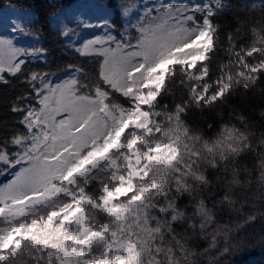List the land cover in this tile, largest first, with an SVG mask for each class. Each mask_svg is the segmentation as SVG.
I'll list each match as a JSON object with an SVG mask.
<instances>
[{"label": "snow or ice", "instance_id": "1", "mask_svg": "<svg viewBox=\"0 0 264 264\" xmlns=\"http://www.w3.org/2000/svg\"><path fill=\"white\" fill-rule=\"evenodd\" d=\"M211 2L214 8L191 7L193 0L147 8L132 25L140 33L133 46L123 39L127 28L117 35L106 18L92 23L89 12L96 5L85 0L56 24L65 46L95 60L97 69L90 76L69 65L79 78L54 86L48 73L24 70L28 57L46 56V49L29 50L0 37V83H9L6 73L20 74L31 86L11 106L22 131L0 140V168H18L17 149L28 152L24 146L41 139L55 161L36 158L0 186V225H6L0 227V264H146L154 257L152 245L163 243L157 237L171 235L161 220H171L173 229L181 222L168 199L172 184L182 187V177L205 162L217 161L218 168L234 158L239 130L225 125L215 139H205L194 127L196 113L223 102L234 83L243 80L247 88L264 80V48L233 50L235 60L217 63L214 73L210 52L197 47V37L212 31V20L225 7L223 0ZM119 7L118 15H129L130 6ZM181 16L192 31L168 30V21ZM92 28L103 34L78 43L79 32ZM11 30L25 33L23 21ZM73 89L87 92L80 99L88 107L57 122L55 116L69 109L51 105ZM181 90L170 108L161 103ZM33 94L38 103H25ZM37 205L44 206L43 214Z\"/></svg>", "mask_w": 264, "mask_h": 264}, {"label": "trees", "instance_id": "2", "mask_svg": "<svg viewBox=\"0 0 264 264\" xmlns=\"http://www.w3.org/2000/svg\"><path fill=\"white\" fill-rule=\"evenodd\" d=\"M73 1L0 0V9L13 8L16 11L15 22L20 19L25 25V33L23 34L33 37V42L25 48L29 50L44 48L47 50L46 56H43L41 61L27 60L28 62L24 66L25 73L32 71L46 72L49 74L47 79L51 81L56 75L68 71L70 78H79V73H74L68 67L74 65L84 68L90 76L95 74L97 62L90 57L79 56L70 48H67L65 38L59 35V29L52 26V18L60 11L65 12L68 5ZM93 2L100 7L110 9L111 14L108 23L112 24L117 30L114 34L118 35L127 28L128 33L123 39L126 42L130 41L133 46L137 44L140 33L132 25L136 24L144 14L143 12L141 14L136 12V9L140 8L139 0H93ZM223 3L225 5L224 9L218 11L215 19L211 22L212 41L214 40L215 43L211 44L209 52L212 56L214 73H216L217 63L227 64L230 59L235 60V56L232 55L233 50L246 51L252 46L264 48V40H261V37H264V0L261 4L251 3L250 0H223ZM114 4L117 7H113ZM119 5L130 6L131 11L128 16L117 14L122 12ZM180 7H183V5ZM207 18L205 16V19ZM186 19L187 17L181 16L173 20L172 28L178 26L175 29L177 32L181 29L190 32L191 26L181 23V20ZM130 50H135V48H130ZM5 76L9 83H0V140L10 137L14 131H22L19 128L21 117L11 111V106L17 101V97L28 96L31 93V86L24 82V77L20 74L12 77L6 73ZM62 82L63 80L57 83ZM73 90L77 96L82 97L87 94L86 91ZM73 90L70 91L73 93ZM182 91H176L175 97L173 95L166 96L161 103L168 105L170 108L174 102L180 99ZM75 94H73L74 97ZM262 99H264V80L256 83L254 87L248 85L247 88L245 87V81L241 80L239 83L233 84L232 92L223 102L206 110L203 115L196 113L194 127L200 131L207 127V121L210 119L230 123V114L232 119L235 120L237 116L242 114V109L252 107ZM115 102L119 103L120 101L117 99ZM25 103L35 105L38 102L33 94ZM38 144L29 143L24 147L29 149L34 146L35 152ZM17 152L19 157L26 153L20 149H17ZM11 168V166L0 168V177L5 175ZM44 211V206H37V214H43ZM230 259L231 264H264V222L257 221L242 230V238Z\"/></svg>", "mask_w": 264, "mask_h": 264}, {"label": "clouds", "instance_id": "3", "mask_svg": "<svg viewBox=\"0 0 264 264\" xmlns=\"http://www.w3.org/2000/svg\"><path fill=\"white\" fill-rule=\"evenodd\" d=\"M229 120L210 119L199 135L215 139L225 125L239 130L234 158L218 168L217 161L205 162L182 177V187L172 184L168 199L181 222L173 229L171 220H161L171 235L157 237L163 243L152 245L154 257L146 264H231L242 230L264 222V99L242 109L235 120L230 114Z\"/></svg>", "mask_w": 264, "mask_h": 264}, {"label": "rangeland", "instance_id": "4", "mask_svg": "<svg viewBox=\"0 0 264 264\" xmlns=\"http://www.w3.org/2000/svg\"><path fill=\"white\" fill-rule=\"evenodd\" d=\"M140 1V8L136 9L137 14L144 13L147 8H153V7H159L161 4L165 2H173L174 0H139ZM263 0H250L251 3L254 4H261ZM85 2V0H74L72 3L68 5L65 12L60 11L57 15H55L52 18V26L56 29H58L56 24V19L58 17H63L65 14H72L78 6ZM88 2L93 3L96 5V7L89 12V19L92 23H103L104 19L110 17L111 11L107 7H100L98 6L93 0H88ZM210 6L213 7V4L211 0H203V3H197L196 0H193V4L191 7H203L205 9H208ZM187 11V9L185 10ZM15 15L16 11L13 8L5 7L3 9H0V37L2 38H12L14 41V44L18 47H27L33 42V37L30 35H24L23 33L12 32V25L15 23ZM170 15V13H169ZM143 18V17H142ZM141 18V19H142ZM138 23V22H137ZM173 20L168 21V30L172 29ZM192 29L190 30V32ZM204 32L206 33V37H197L201 41L200 45H197V47L203 46L207 51H209L211 47V41H212V31L209 32L208 29H204ZM100 29L92 28V29H86L82 30L81 33L78 35V43L83 42L84 40L88 38H93L96 35H102ZM179 39V38H178ZM194 42V41H193ZM179 46V45H178ZM43 57H28L27 60L31 61H41ZM69 73L68 71H65L63 73H60L56 75L52 80L51 83L54 86L57 84L58 81L69 79ZM75 91L73 90V93L71 91L66 92L63 96H57L56 97V103L52 104L51 106L53 108L57 107H66L69 109V111H61L58 115L55 116V119L57 122L60 120L66 119L70 113L75 114L77 111L82 110L86 107H88L87 103L80 99L81 96H77L75 94ZM38 102V101H37ZM34 146L29 148V151L23 154L19 157V167L18 168H11L5 175L0 177V186H3L5 184H9L12 180L15 179V174L17 171H19L20 168H29L31 167L33 160L38 158L43 163H55V161L52 159V156L54 153L47 149V145L44 143L43 139L38 144V147L36 151H32ZM38 206V205H37ZM37 212V208H36ZM6 226V225H5ZM3 227V226H0Z\"/></svg>", "mask_w": 264, "mask_h": 264}]
</instances>
